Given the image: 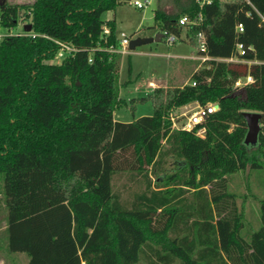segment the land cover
Here are the masks:
<instances>
[{"label":"trees","instance_id":"trees-1","mask_svg":"<svg viewBox=\"0 0 264 264\" xmlns=\"http://www.w3.org/2000/svg\"><path fill=\"white\" fill-rule=\"evenodd\" d=\"M124 1L0 5V25L21 19L35 35L0 42L8 250L29 264H264V199L261 228L245 232L231 185L233 174L264 169V0L202 9L196 0H157L159 33L196 47L203 34L209 59L191 83L155 88L153 115L131 122L114 117L123 104L122 55L113 51L121 38L116 20L104 18ZM185 15L196 23L180 26ZM59 43L76 51L56 62ZM192 103L219 109L191 130L174 128L173 110ZM245 112L262 115L251 150Z\"/></svg>","mask_w":264,"mask_h":264},{"label":"rangeland","instance_id":"rangeland-1","mask_svg":"<svg viewBox=\"0 0 264 264\" xmlns=\"http://www.w3.org/2000/svg\"><path fill=\"white\" fill-rule=\"evenodd\" d=\"M135 1L149 2L144 8L134 6ZM33 0H0L4 3L29 5ZM158 6L157 0H127L124 1L115 11H109L104 15L105 19H115L117 23V34L119 38L127 35L130 39L138 37H155L159 33L158 23L154 18ZM167 10L172 9V3L165 6ZM23 20H19L15 30L24 31ZM184 29V33H185ZM181 53L185 57L197 55V47L187 42L178 41L169 45L163 38L160 42H153L135 51L123 55L120 62V98L123 104L116 109L118 116L123 120H132L142 116H152L154 104L151 98L154 88L162 86L178 87L188 79L192 81V72L197 65L191 59H176L171 54ZM60 62V61H56ZM131 66V71H130ZM247 79L238 82L239 94L244 95L243 88ZM154 87H152L153 85ZM125 102V104H124ZM214 105V104H209ZM191 110V111H190ZM196 109H175L172 112L173 127L176 129L185 128L193 113L200 111ZM187 129H190L188 126ZM248 149H252L249 146ZM126 177V176H125ZM232 187L242 197L238 200L239 205L245 213V232H255L261 228L260 200L264 199V169L248 170L238 172L231 176ZM124 177L118 178L116 188L124 183ZM124 198H127L125 193ZM7 211L4 206L3 197H0V264H29V257L25 253L10 252L8 250Z\"/></svg>","mask_w":264,"mask_h":264},{"label":"built area","instance_id":"built-area-1","mask_svg":"<svg viewBox=\"0 0 264 264\" xmlns=\"http://www.w3.org/2000/svg\"><path fill=\"white\" fill-rule=\"evenodd\" d=\"M213 1L214 0H196L197 4L199 5V7L201 9L205 5L210 4ZM223 1L230 2V1H233V0H223ZM149 4H150L149 2H145V3L140 2V1H135L134 2V6L137 7V8H144V7H147ZM201 16L202 15L200 14L199 21L201 19ZM192 23H196V21L192 20L187 15L181 17V19L179 20V24L182 27H186V26H188V25H190ZM27 24L28 23L23 22L24 27ZM238 30L239 31H243V25L242 24L238 25ZM105 32L108 33L109 30L106 28ZM163 34H164L165 41L169 45H174L176 42L180 41L179 37H177L174 34H170V33H167V32H163ZM13 36H35V35L33 33H31V32H25V30L22 31V32H17L15 30V28H6V27L4 28L2 25H0V42L5 40L6 38L13 37ZM198 38H199V43H198V47H197V53L199 55V60L201 62H204V61L209 59L208 56L201 54V53H204L206 51L205 37H204L203 34H199ZM130 41H131V39L127 35L123 34L122 38H121V41H120V47L117 48V49H114L113 51L116 52V53L121 54L122 56L123 55H127L130 52V49H129ZM59 45H60L61 48H60V50L57 53V56L55 58L56 61H60L61 62L71 52L76 51V48L74 46H71V45H68V44H62V43H59ZM230 61H237V59H231ZM193 85H196V83L193 82ZM214 106L215 105H208V107L206 109L201 108L200 111H198L196 113H193L190 116L189 122H188V124L186 125V127L184 129H187L188 126H190V129H188V130H191L198 123H201L203 121V119L207 116L208 113H212V112L216 111ZM199 135L203 136L204 135V130H200L199 131Z\"/></svg>","mask_w":264,"mask_h":264},{"label":"water","instance_id":"water-1","mask_svg":"<svg viewBox=\"0 0 264 264\" xmlns=\"http://www.w3.org/2000/svg\"><path fill=\"white\" fill-rule=\"evenodd\" d=\"M25 32L32 31V25L27 24L24 27ZM164 38L163 33H158L155 37H138L131 39L129 43L130 51H135L138 47L153 43L160 42ZM215 110L219 109V105H215ZM244 118L247 124V134L244 139V144L247 146H256L259 142V135L261 132L262 124L261 118L262 115L258 112H245Z\"/></svg>","mask_w":264,"mask_h":264},{"label":"crops","instance_id":"crops-1","mask_svg":"<svg viewBox=\"0 0 264 264\" xmlns=\"http://www.w3.org/2000/svg\"><path fill=\"white\" fill-rule=\"evenodd\" d=\"M106 20H111V19H106ZM182 42H187V43H189V44H191L190 42H188V41H182ZM171 57H175L176 59H191V60H193V61H196L197 62V65L195 66V68H194V70H193V72H192V74L195 72V71H197L198 69H200L201 67H202V62L199 60V55L197 54V55H190L189 57H185V55H183V54H181V53H176V54H171ZM251 81V79L250 78H247V82L245 83V84H247V83H249ZM186 84H189V80L188 79H186V80H184V82L181 84V86H183V85H186ZM153 85V84H152ZM152 87H154V85L152 86ZM158 86H156L155 88H157ZM169 86H168V83H167V86H162V88H168ZM154 88V89H155ZM196 109V108H201L200 107V105L198 104V103H192V104H189V105H187V106H184V107H181V108H179V109H184V110H187V112H190V111H188L189 109ZM118 112H116L115 111V113H114V117H115V120L116 121H121V122H131V121H133L134 120V118L132 119V120H123L124 118H122V116H118Z\"/></svg>","mask_w":264,"mask_h":264}]
</instances>
